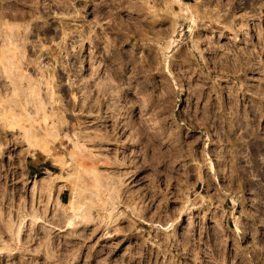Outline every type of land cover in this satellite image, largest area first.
Wrapping results in <instances>:
<instances>
[{"label":"rangeland","instance_id":"obj_1","mask_svg":"<svg viewBox=\"0 0 264 264\" xmlns=\"http://www.w3.org/2000/svg\"><path fill=\"white\" fill-rule=\"evenodd\" d=\"M0 20L45 103L0 85V264H264V0H0Z\"/></svg>","mask_w":264,"mask_h":264},{"label":"bare ground","instance_id":"obj_2","mask_svg":"<svg viewBox=\"0 0 264 264\" xmlns=\"http://www.w3.org/2000/svg\"><path fill=\"white\" fill-rule=\"evenodd\" d=\"M197 2L199 3L200 0H197ZM7 28H8V30H10V31H8L7 38H5L3 36V34H1V33H4V32L2 30H1L2 32L0 31L1 32L0 33V35H1L0 37H3L2 39L4 40V41L0 40V85L2 83H4V84L8 83L7 80H9L14 85L15 94H16V92H19L20 95H22V94H25V92H26L27 94H25V95H27V96L30 95V94L33 95V98H35V99H32V100L36 104V105L35 104L34 105H35V107L37 109V114H38L39 112H41L44 109L45 103L40 100L39 94L36 93V91L34 90L36 87L33 86L32 82H31V79H29V78H27V77L19 74L18 72L17 73H14L12 75H9L8 74V72L11 71L12 69H16L17 70L19 68V65H20V60L16 58V55H13L12 58L8 56V54L10 53V50L11 49H15V50L23 49L24 48V44L21 42L22 38L20 39V37H19L20 35L17 32V29H16V28H18L17 26L15 28L16 30L14 29V27L11 28V26H8ZM166 45H167L166 49H170V47H171L170 46V42H169V44H166ZM24 79H29L28 80V89L27 90H23V88H22V84H23V80ZM2 96L3 95H1V92H0V108H1V106H3V103L5 104V102L7 101ZM13 103H14V109L12 108L9 111H13V110L16 111L17 110L16 108L17 107L19 108L20 107L19 104L22 103V102H19L18 99H16V100L13 101ZM10 106L11 105H9L8 107L11 108ZM4 107L1 109V111H3L5 113L6 107L5 108ZM31 114L32 113H29V116H31L30 118H33ZM33 135H35V134H33ZM37 179H39V178L37 177ZM78 202H76L73 199L71 201V203H70V208L73 211V214L74 215L69 218L70 219L69 222H68V225H69L68 228L69 229H74V226H76L75 220H76V217H78L79 214L82 215V218L83 219H84V216L86 214V210L87 209H84L83 210L82 207L79 208L78 205H80L81 203L79 202L80 203L79 204ZM78 210H81L82 214L81 213H77ZM33 218L35 219L36 218V215ZM241 227H242L241 226V220H238L237 221V230L239 232L242 231V228Z\"/></svg>","mask_w":264,"mask_h":264}]
</instances>
